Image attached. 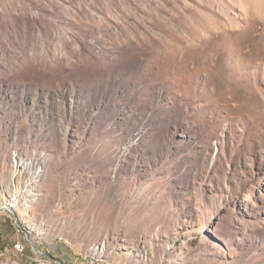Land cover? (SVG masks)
<instances>
[{
  "label": "rangeland",
  "instance_id": "1",
  "mask_svg": "<svg viewBox=\"0 0 264 264\" xmlns=\"http://www.w3.org/2000/svg\"><path fill=\"white\" fill-rule=\"evenodd\" d=\"M0 264H264V0H0Z\"/></svg>",
  "mask_w": 264,
  "mask_h": 264
},
{
  "label": "built area",
  "instance_id": "2",
  "mask_svg": "<svg viewBox=\"0 0 264 264\" xmlns=\"http://www.w3.org/2000/svg\"><path fill=\"white\" fill-rule=\"evenodd\" d=\"M21 246V244H19Z\"/></svg>",
  "mask_w": 264,
  "mask_h": 264
}]
</instances>
